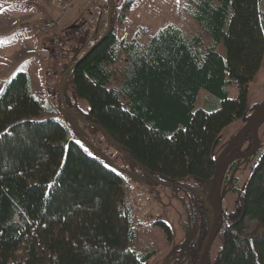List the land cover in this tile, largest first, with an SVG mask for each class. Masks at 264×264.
<instances>
[{"label": "trees", "instance_id": "trees-1", "mask_svg": "<svg viewBox=\"0 0 264 264\" xmlns=\"http://www.w3.org/2000/svg\"><path fill=\"white\" fill-rule=\"evenodd\" d=\"M186 10L200 32L187 41L168 26L147 49L140 33L120 39L109 17L105 35L73 68V94L64 93L63 102L79 117L74 102L86 101L92 132H103L150 184L180 196L185 239L170 257L200 264L213 216V151L223 131L249 123L264 104L247 115L250 84L264 64V0H188ZM122 55L127 66H117ZM202 90L207 97L198 108ZM41 113L29 75L18 72L0 94V264H150L155 251L130 249L137 234L121 174ZM246 138L250 153L254 134ZM260 149L247 157L253 166L244 189L235 190L238 210L220 215L215 264H264V234L245 233L248 223L264 227ZM229 167L235 170L236 159L224 172ZM156 225L172 243L171 228Z\"/></svg>", "mask_w": 264, "mask_h": 264}, {"label": "rangeland", "instance_id": "rangeland-1", "mask_svg": "<svg viewBox=\"0 0 264 264\" xmlns=\"http://www.w3.org/2000/svg\"><path fill=\"white\" fill-rule=\"evenodd\" d=\"M187 1L65 0L62 7H60L61 15H63L60 18H65L63 21L65 33L69 34L76 26L84 22H93L92 28L95 25V17L97 15L99 17L101 16L103 22L107 18L113 17V23L118 37L132 39L138 33L145 37L144 28L154 35L160 29L171 23L178 25L179 23L197 25L195 19L186 10ZM57 2H62V0H0V66H4V64L8 63L14 57L18 58L19 51L22 50V47H33V41L35 44V40L32 35L28 31H22V29L31 23H37L43 20L48 12V5L53 6ZM93 8L94 13H91L90 10L93 11ZM78 9L81 12L77 13V16L69 26H66L69 18ZM53 18L60 19L57 15H53ZM101 24L102 22H99L98 26H102ZM90 30L83 36V39ZM1 83L2 78L0 77ZM230 91L231 99H236L238 97L237 85H233ZM66 92L64 91L62 96ZM83 102L84 104H88L84 100ZM263 103L264 64L255 81L250 84L247 115L250 116L255 113L256 108ZM45 106L47 107L46 103ZM247 123L244 120H238L222 132L220 137L221 143L214 149L212 154L215 161L234 140L241 136ZM258 137L260 142L259 147H261L260 153H262L264 151V119L258 128ZM100 144L101 142L97 138L93 140L92 146L95 150H98L101 148ZM251 147L252 142L250 138H246L238 143L230 151L228 156L248 154L247 152L250 151ZM116 154L118 153L115 150L107 152L106 158L109 161H104V164L110 168L114 164L116 167L120 166L122 169V163H119L120 161L116 158ZM252 166L253 161L248 158L236 159L235 170L232 171L229 167L227 172H224L223 175L227 176V178L229 177V181L221 183L218 199L219 217L221 214L229 215L238 210L239 197L235 190L240 191L244 189L252 172ZM120 174L124 179L126 192L131 205L132 221L137 234V240L130 244V249L142 254L147 251H155L156 254L150 260V264H180L177 258L170 257L171 250L180 245L185 239L184 222L187 216L184 212L181 199L179 198L180 196L173 189L165 186L151 184L149 187H135L127 174H122V172ZM181 196L183 195L181 194ZM157 222H164L171 228L173 236L172 243L168 241L162 228L156 225ZM245 233L264 234V227L258 228L248 223ZM221 246L222 242L217 237L214 240L211 252L207 258V264H215Z\"/></svg>", "mask_w": 264, "mask_h": 264}, {"label": "crops", "instance_id": "crops-1", "mask_svg": "<svg viewBox=\"0 0 264 264\" xmlns=\"http://www.w3.org/2000/svg\"><path fill=\"white\" fill-rule=\"evenodd\" d=\"M62 2H57L53 4V6L48 5L47 14L44 16V19L40 22L31 23L26 27L31 25L35 26H43L49 19L54 20L53 15H57L58 18L63 17L61 15V8ZM46 8V7H44ZM92 9V8H91ZM81 12L78 9L67 21V25L75 19L77 13ZM91 13H94L90 10ZM65 17V15H64ZM97 15L95 17V25L91 28L88 34L84 37L83 41L80 43L73 44L68 52L67 58V66L68 68H72L81 58H83L88 51L105 35L109 19L107 18L106 21L103 22L101 16ZM65 19V18H64ZM50 21V20H49ZM99 22H102V26H98ZM82 25V24H79ZM76 26V27H79ZM168 26H174L176 29H180L184 34V38L187 41H191L195 34L200 32L199 25L197 24H190V23H179L178 24H168ZM168 26L160 29L157 33L152 35L146 28L145 29V37L139 35L137 37V41L147 49L151 43V40L154 36L159 34L160 31L166 29ZM75 27V28H76ZM24 29V28H23ZM22 29V31H23ZM28 31L33 39L35 40V44L33 41V47H22V50L19 51L18 58H12L8 63L4 64V66H0V77L2 78V83L0 84V94H2L5 90L6 85L8 82L18 73V72H25L30 77V84H31V91L32 94L39 100L42 105V113L39 117L40 120L46 119H57L61 121L69 130L71 138L80 144L85 150H87L93 156L98 157L103 162H108L109 160L106 158V153L110 152V150H115L116 158L122 163V169L120 166L114 165L111 168L115 169L118 173L122 172V174H127L130 181L133 183L135 187H149L151 184L145 178L141 171L137 169L134 165H132L129 160L118 150V148L113 145L108 137L103 132H92V129L89 125L83 120L84 115L89 112L90 107L88 104H84L83 100H79L78 102H74L76 104V108L80 110V116L77 117L70 113L63 102L62 93L59 90V84L56 83L54 80H49L46 77V74L49 70L54 69V64L52 62V52L49 41L46 36H39L33 33L30 30ZM67 32V30H66ZM137 35V34H136ZM133 37L132 39L128 38H120L126 40H133L136 39ZM38 36V38H37ZM65 36H68V33H65ZM47 39V40H46ZM203 41L205 45H209V39L207 36L203 37ZM79 44V45H78ZM218 52L224 55V49L222 46L218 47ZM16 59V60H15ZM128 59L125 55H122L120 61L117 66H127ZM68 90V91H67ZM64 91L69 97H72L73 89H72V79L68 80L64 84ZM207 97L206 91L202 90L200 93V100L198 102V108L204 107V100ZM47 104V107L45 106ZM99 139L101 142V148L95 150L92 146L94 139ZM119 156V157H117ZM122 161V162H121ZM119 170H121L119 172ZM184 209V208H183ZM185 212V210H184Z\"/></svg>", "mask_w": 264, "mask_h": 264}, {"label": "built area", "instance_id": "built-area-1", "mask_svg": "<svg viewBox=\"0 0 264 264\" xmlns=\"http://www.w3.org/2000/svg\"><path fill=\"white\" fill-rule=\"evenodd\" d=\"M64 18L54 19L46 22L43 26L31 25L23 29V31L30 30L39 36H46L52 52V62L54 69L49 70L46 77L49 80H54L59 84V90L64 92V84L72 78L70 68L67 66L68 52L73 44L82 41L83 36L93 25V22H84L79 27L75 28L65 36V27L63 24Z\"/></svg>", "mask_w": 264, "mask_h": 264}, {"label": "water", "instance_id": "water-1", "mask_svg": "<svg viewBox=\"0 0 264 264\" xmlns=\"http://www.w3.org/2000/svg\"><path fill=\"white\" fill-rule=\"evenodd\" d=\"M75 65L72 66V68H70L69 70L71 76H72L73 68L75 67ZM263 119H264V104L254 114L250 122L247 124L245 130L241 134V136L237 138L236 140H234L216 160V173H215V177H214V180L211 186L213 216L211 220L209 234H208L207 240L205 242V245L200 255V264H206V261L211 252L214 240L216 239L217 229L219 227L220 217H219L218 199H219V192H220V187L222 183V178L224 174V166L231 160L243 159V158L251 157L254 154H256L259 148V144H260L259 137H258V128ZM250 133L254 134V138L256 141L254 149L248 154L228 156V154L234 148V146L237 143L244 140Z\"/></svg>", "mask_w": 264, "mask_h": 264}]
</instances>
